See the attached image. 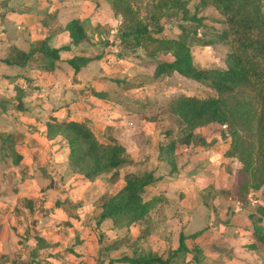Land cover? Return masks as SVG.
Listing matches in <instances>:
<instances>
[{"label": "crops", "instance_id": "crops-1", "mask_svg": "<svg viewBox=\"0 0 264 264\" xmlns=\"http://www.w3.org/2000/svg\"><path fill=\"white\" fill-rule=\"evenodd\" d=\"M7 16L17 19L13 32L6 29ZM74 18L80 20L88 36L78 44L70 43L66 29ZM119 27L104 0L0 1V138L10 142L0 143V264H133L113 260L122 254L132 255L128 250L131 245L125 244V251L115 255L121 243L108 245L107 235H115L122 227L113 226L110 218L99 220L97 215L102 201L124 183L126 175L140 173L130 168L134 165L152 171L154 180L147 186V195L158 192L160 196L147 218L129 226L131 232L134 226L145 230L142 239L152 230L159 233L145 249L165 257L178 246L182 231L187 252L192 254L194 246L209 245L211 250L205 249L211 254H227L220 264H239L234 260L238 253L246 254L244 248H249L245 244L251 235L236 246L234 238L244 239L245 233L235 235L232 228L223 226L194 227L192 221L174 232H163L168 228L163 230L161 223L157 229L164 214L173 208L168 202L175 194V174L183 172L189 180L197 179L201 160L211 159L216 148L223 150L221 156L226 158L228 150L221 136L207 143L204 140L195 148L181 146L173 132L168 141H177V169L163 173L161 169L168 163L159 146L167 142L160 141L159 123L177 121L181 125V119L156 107L174 93L159 100L155 90H147L144 73L154 51L122 39ZM66 44L70 47L60 48ZM54 48H60L56 55L50 50ZM72 57L88 60L75 68ZM150 75L154 78L153 69ZM151 104L155 110L148 112L146 107ZM70 119L87 121L102 141L118 140L131 159L94 180L85 178L70 165L66 140L46 135L47 121ZM197 130L194 135L198 137L205 133V127ZM196 149L201 151L198 155ZM202 205L200 209L207 212ZM181 208L185 207L175 209L174 214ZM243 219L249 222L246 216ZM206 233L214 239H205ZM37 237L45 241L38 248ZM257 249L249 250L254 253ZM192 261L199 258L193 254ZM192 261L189 264H195Z\"/></svg>", "mask_w": 264, "mask_h": 264}, {"label": "trees", "instance_id": "trees-1", "mask_svg": "<svg viewBox=\"0 0 264 264\" xmlns=\"http://www.w3.org/2000/svg\"><path fill=\"white\" fill-rule=\"evenodd\" d=\"M114 14L132 21V26L121 31V38L134 46L151 51L167 52L169 58L156 60L153 76L160 77L177 71L195 80L208 79L215 93L207 96L178 93L163 106L164 111L176 114L181 119L180 130L185 136L197 134V129L211 123L225 125L221 133L226 138L228 153L241 164L244 181L239 184L243 192L241 200L249 202L247 193L264 182V9L263 0H198L199 5H212L223 17L227 27L226 38L230 46L226 53L225 66L210 69L196 65L192 60L188 34L183 27L177 36L154 35L142 22L141 14L148 13L153 21L163 16L195 23L201 22L196 14L189 15V0H108ZM181 14V16H179ZM124 24V23H123ZM66 29L70 43L78 44L88 38L78 18L70 20ZM160 30V29H159ZM70 44L60 48H69ZM60 48L50 49L57 54ZM87 58L72 57L70 62L76 67ZM49 138L62 136L68 145L70 165L85 178L94 180L98 175L125 165L129 155L116 139L100 140L87 121L49 120L46 122ZM0 143L10 142L0 138ZM177 141L170 140L159 146L164 152L171 171L177 169L175 153ZM13 154L15 155L14 151ZM15 155V159L19 160ZM154 180L152 171L126 175L124 183L100 205L99 220L110 218L113 226L129 228L148 217L149 211L160 200L156 194L147 195V186ZM25 201V199H24ZM32 205H29L31 207ZM199 231L189 234L194 236ZM249 249L264 248V225L253 224ZM186 235L179 233L178 246L168 251L167 257L150 252L141 257L122 254L113 258L133 264H170L173 257L188 251ZM45 241L37 237V248Z\"/></svg>", "mask_w": 264, "mask_h": 264}, {"label": "rangeland", "instance_id": "rangeland-1", "mask_svg": "<svg viewBox=\"0 0 264 264\" xmlns=\"http://www.w3.org/2000/svg\"><path fill=\"white\" fill-rule=\"evenodd\" d=\"M104 1L110 5L113 12L110 2L108 0ZM197 4L198 0H189L187 3L189 15L196 14V17H201L200 23L186 20L178 21L177 18L173 19V17L168 16H163L160 20L153 21L148 17V13L141 14L142 22L147 24L148 29L151 30L154 35L162 37L177 36L181 29L185 27L188 34L187 39L193 62L200 67L210 69L224 68L226 53L230 49L225 32L227 25L223 21L221 14L212 5L197 6ZM262 7L264 9V1H262ZM113 15L119 20V25H121L123 29H127L132 26L133 22L130 20L127 22L120 14H114L113 12ZM179 16H181V14H179ZM7 17L8 18L5 22L6 29L8 32H13L15 30V23L17 19L15 16ZM122 27H119L121 31L123 30ZM148 49L151 50L152 48ZM153 55L154 56H151L150 58V67L148 68V72L144 73V81L147 83V90L151 93L155 90L153 94L157 97V99L163 100L162 98H165L173 93L174 94L171 95L167 101L178 93L194 94L199 96H207L215 93V88L208 79L195 80L184 76L177 71H173L170 74L162 75L160 77L153 76L154 78H152L150 72L154 69L156 60L163 57H170L169 53H164L162 51H154ZM157 99H155L156 104H151L146 107L148 108V112L155 110L154 108L156 107L155 105H157ZM165 103H159V106L156 107L160 109L161 113H166L163 108ZM152 105L154 108H151ZM159 125L161 126L159 128L160 130L158 135L161 137L160 141L163 142H168V140L172 138L170 136L173 135V132L176 133L175 135L177 137V141H180L179 144H182L181 146L188 145L190 147V145H192V147H195L197 144H200V142L205 143L206 141L207 143L210 138L212 141L219 136L226 140L224 135L220 134V129L224 128L225 125L218 123H211L209 126L205 127V133L201 134L199 137L194 135L195 133L190 134V136L183 135L180 128H178L180 124H178L177 121H171L167 124H162V122H160ZM167 134H169V136ZM189 137H191V140ZM216 149L218 152L213 154L211 159L206 161L201 160V166L197 171V179L192 178L193 181L189 180L183 172H181L180 176L175 174L173 177L175 185L172 186L173 191H175L173 193L175 194L170 199V202H168L169 206H173V208H170L168 213L164 214L165 217L158 222L157 229L161 223V228L163 230L168 228L163 232H166L169 229L171 232H174L179 230L181 227L185 228L189 226L192 221H194V227H203V225L206 224L208 226L211 225L216 227L223 226L224 229L232 228L234 230L233 232H236V234L234 233L235 235L245 233L244 239H241V236H236L237 238H234L236 246H240L241 241H246V239H248V235L250 236V230L253 229V224L256 225L264 222V182L258 188H251L249 190L246 195L249 202L242 201L241 196L243 195V192L239 188V184L243 183L244 176L240 168L241 164L238 159L235 157L233 158L227 152V157L223 158V156H221L223 150L221 152L220 149ZM196 152L198 155L201 151L196 149ZM160 154H163L166 159L164 152H160ZM152 165L153 163L149 164L150 167H153ZM130 168L140 173L144 170L139 168L136 169L137 165ZM170 169L171 166L168 163V166L165 165V167L161 170L165 175H168L167 172H172ZM155 193L157 194L158 192ZM184 195H187L185 199H183ZM201 204L207 208V212H203V210L200 209ZM182 206L185 208H181V212L174 214L175 209H179ZM244 215L248 218L249 222H247V219H243L245 217ZM206 216H209V220L206 219ZM156 218L159 220L158 217ZM206 220L209 222L207 221L206 223ZM139 228L140 226H134L131 232L129 228L122 227V229L116 232L115 235L114 233H112L111 236L107 235L109 240H107L106 243L108 245L116 242L121 243V247L114 252L115 255H120L125 251V244L131 245L129 246L131 249L128 250H131L132 255L135 257L147 255L150 251L145 249V247L148 246L149 241H154L159 233L152 230L146 235V238L142 239V237L145 236V230H140ZM147 237L149 238L147 239ZM166 238L168 239V235H166ZM204 238H210L211 240L214 239V237L208 236L207 233L204 235ZM202 246H196L197 248L194 246L192 254L187 251L178 253V255L172 258L173 261L177 258L175 263L172 261L173 263L171 262L170 264H189V262L192 261L193 254L195 255V259L199 258V261H192L195 262V264H220L221 260L225 262L224 258L227 254H219L216 256L206 250L207 248L211 250V246ZM217 247L221 246L218 244ZM244 251L246 254L238 253L236 260H234L235 263L264 264V248H259L254 253H252L253 250L246 248H244ZM164 253H166V251ZM154 254L157 253L154 252ZM167 254L168 253L165 254V258L167 257Z\"/></svg>", "mask_w": 264, "mask_h": 264}]
</instances>
